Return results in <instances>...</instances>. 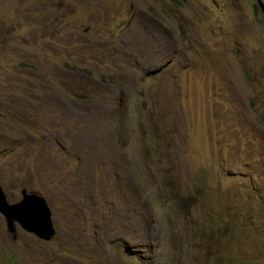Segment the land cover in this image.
<instances>
[{"label":"rangeland","instance_id":"obj_1","mask_svg":"<svg viewBox=\"0 0 264 264\" xmlns=\"http://www.w3.org/2000/svg\"><path fill=\"white\" fill-rule=\"evenodd\" d=\"M0 183V264H264L258 0H0Z\"/></svg>","mask_w":264,"mask_h":264},{"label":"water","instance_id":"obj_2","mask_svg":"<svg viewBox=\"0 0 264 264\" xmlns=\"http://www.w3.org/2000/svg\"><path fill=\"white\" fill-rule=\"evenodd\" d=\"M258 4L264 13V1L258 0ZM22 194V199L10 202L0 183V213L8 231L17 232L18 224L43 240H51L56 235V228L46 197L41 192H27L26 189H22Z\"/></svg>","mask_w":264,"mask_h":264},{"label":"bare ground","instance_id":"obj_3","mask_svg":"<svg viewBox=\"0 0 264 264\" xmlns=\"http://www.w3.org/2000/svg\"><path fill=\"white\" fill-rule=\"evenodd\" d=\"M139 19V18H138ZM138 22V21H137ZM142 27V26H141ZM137 28V27H136ZM140 28V27H139ZM136 31V30H135ZM142 31H145L144 30V28L141 30V31H139V32H136V33H134V34H136L135 35V37H130V38H125V39H123V38H119V41L122 43V46H119V48H116V50H115V48H114V52H116L118 49H119V52H121V54H122V56H126L127 57V54H129V52H133V54H137L138 52H139V49L134 45V41H135V39H136V36L137 35H139ZM133 34V35H134ZM118 45H121L120 43H117V45L116 46H118ZM124 46V47H123ZM120 47H122V48H120ZM110 51V50H109ZM113 51V50H112ZM118 53V52H117ZM113 54V53H112ZM139 54V53H138ZM111 55V54H110ZM120 56V55H119ZM142 57H140V59L139 60H136L135 59V62H142L143 63V59H144V57H145V55H141ZM106 58V57H105ZM121 59L123 60L124 58H122L121 57ZM126 59V58H125ZM128 61V60H127ZM141 64V63H140ZM144 66V65H143ZM86 80V79H85ZM86 84V83H85ZM90 84V83H89ZM106 139H108V138H106ZM110 139H111V137H110ZM102 141H104V140H102ZM110 141V140H109ZM108 141V142H109ZM109 144H111V143H109ZM95 145H97V144H95ZM98 146V145H97ZM108 151V150H107ZM109 152V151H108ZM54 153V152H53ZM111 153V152H110ZM109 153V154H110ZM109 154H107V155H109ZM63 155V154H62ZM111 155V154H110ZM109 155V156H110ZM106 157H108V156H106ZM59 159V158H58ZM111 159V158H110ZM50 161V160H49ZM34 170V169H33ZM66 170V169H65ZM39 176V175H38ZM91 184V183H90ZM88 187V186H87ZM86 188V187H85ZM85 188H84V190H85ZM87 190V189H86ZM75 191V190H74ZM82 191V190H81ZM84 192V191H83ZM82 192V193H83ZM85 193V192H84ZM81 194V193H80ZM71 226V225H70ZM71 228V227H70ZM73 229V228H72ZM69 231V230H68ZM67 231V232H68ZM73 231V230H72ZM66 233V232H65ZM69 234V233H68ZM73 234H74V232H73ZM67 234H65V236H66ZM72 235V234H71ZM76 236H77V234H76ZM69 237V236H68ZM70 238V237H69ZM72 238V237H71ZM70 238V239H71ZM75 238V237H74Z\"/></svg>","mask_w":264,"mask_h":264},{"label":"clouds","instance_id":"obj_4","mask_svg":"<svg viewBox=\"0 0 264 264\" xmlns=\"http://www.w3.org/2000/svg\"><path fill=\"white\" fill-rule=\"evenodd\" d=\"M259 5V4H258ZM262 10V9H261ZM20 200V199H19Z\"/></svg>","mask_w":264,"mask_h":264}]
</instances>
